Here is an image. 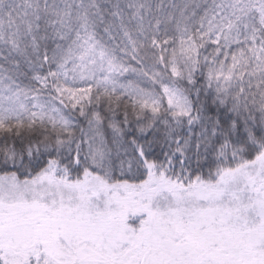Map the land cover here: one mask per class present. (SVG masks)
Masks as SVG:
<instances>
[{
    "label": "snow or ice",
    "instance_id": "obj_1",
    "mask_svg": "<svg viewBox=\"0 0 264 264\" xmlns=\"http://www.w3.org/2000/svg\"><path fill=\"white\" fill-rule=\"evenodd\" d=\"M0 264H264V0H0Z\"/></svg>",
    "mask_w": 264,
    "mask_h": 264
}]
</instances>
